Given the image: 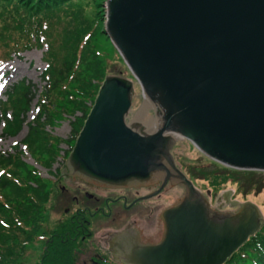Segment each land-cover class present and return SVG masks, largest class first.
Returning <instances> with one entry per match:
<instances>
[{"label":"water","instance_id":"obj_1","mask_svg":"<svg viewBox=\"0 0 264 264\" xmlns=\"http://www.w3.org/2000/svg\"><path fill=\"white\" fill-rule=\"evenodd\" d=\"M104 8L103 31L158 124L150 131L127 120L132 79L106 74L66 170L106 186L182 183L160 214L158 241H134L124 262L221 264L260 227L261 212L247 200L211 208L170 148L185 138L224 166L264 171V0H105Z\"/></svg>","mask_w":264,"mask_h":264},{"label":"trees","instance_id":"obj_2","mask_svg":"<svg viewBox=\"0 0 264 264\" xmlns=\"http://www.w3.org/2000/svg\"><path fill=\"white\" fill-rule=\"evenodd\" d=\"M100 1L102 0H96L95 3ZM0 2L5 4L0 11V63L11 55L32 47L39 49L40 46L45 45L46 50L40 57L45 61V67L40 72V79L44 84L39 98V111L44 113L43 106L46 105L50 93L58 86L62 87L63 83L60 80L64 74H66L65 80L69 76L73 89L71 92L77 98L76 101L72 100V105H76L75 109L81 112L80 116L70 124L72 135L69 138L75 139L93 102L99 82L105 76L104 55L95 51L92 37L95 38V35L101 32L105 42L121 58L103 29L100 30V18L91 23L85 32L83 31L94 14L100 16L101 11V19L103 18V8H100V4L93 8V5L87 1L86 10L90 16L87 15L88 18L81 26L82 34L77 39V34L70 27L64 31L65 36L62 33L65 27L63 15L68 12L67 7L76 0H0ZM8 5L11 7L7 8ZM71 10L72 17L83 14L78 7L73 11L71 6ZM66 22L72 24V19ZM64 38L66 42H70L69 52H66ZM131 79L135 81L132 76ZM24 81L17 82L21 88L17 83H12L5 90L7 99L14 95L12 93L16 87L20 88L17 90L20 92V97L12 101L18 103L15 110L11 108V111L7 112L9 106H4L5 99L0 100V123H3L1 128L4 134H14L20 127L24 119L25 106L36 94V87L28 80ZM64 101L66 105L71 102L66 92ZM37 128L34 126L30 128L27 136L23 138L25 143L36 142V135L44 130L43 125ZM44 152L47 154V159H42L43 163L49 164L58 153L55 138L49 140ZM4 168H7L9 173H11L10 169L22 172L27 181L15 182L0 175V264H77L76 249L72 245L73 239L69 237V231L64 232L68 227L65 225L67 219L65 214L62 217L58 216L51 225L44 226L42 232H38L44 218L45 203L49 198L45 177L39 175L32 166H28L18 152L0 151V169ZM219 171L210 170L208 175L203 177L214 189L224 184L226 179L236 183V188L239 190L255 189V185L259 189L262 186L261 181H264V171L235 169L222 164ZM193 173L198 176L204 174L200 169ZM54 231L57 233L52 234ZM38 236L43 239V245L46 243V247L35 261L24 263L22 255L25 254L26 246ZM46 236L51 237V240L45 242ZM221 264H264V218L260 227Z\"/></svg>","mask_w":264,"mask_h":264},{"label":"rangeland","instance_id":"obj_3","mask_svg":"<svg viewBox=\"0 0 264 264\" xmlns=\"http://www.w3.org/2000/svg\"><path fill=\"white\" fill-rule=\"evenodd\" d=\"M91 3L93 8L98 7L103 8V14L101 19V11L98 14H94L93 18L88 21V25L83 30L84 32L90 27L91 23L99 20L100 18V30L103 29L105 21V0L95 3L96 0H76L71 6L73 11L76 7L80 8L82 13L77 17H72L71 6L67 7V13L63 15V21H65V27L62 29V33L65 36L64 31L67 27L73 29L74 33L78 37L82 34L81 26L85 23V20L90 14L86 10V5ZM5 4L0 2V11L3 9ZM11 5H8L7 8H10ZM85 8V9H84ZM72 19V24L66 22ZM60 28V27H59ZM96 34V33H95ZM94 36V35H93ZM96 38V39H95ZM95 38L92 37V43L95 51L104 55V73L106 74H118L131 78V75L121 58L116 54V52L105 42L101 32L95 35ZM66 52L70 51L69 43L66 42ZM46 50L45 45L40 46L39 49L32 47L31 49L24 50L16 55H11L8 58H5L3 62L0 63V100H4V106H9L7 112L11 111V108L15 110V107L18 106V103L13 100L20 97L21 85L18 84L20 80L30 81L34 87H36V94L30 100V102L25 106L24 119L22 120L20 127L15 131L14 134L7 135L4 134L0 123V151L6 152H18L20 158L25 161L28 166L35 168L39 175L45 177L47 188L49 189V198L45 203L44 208V218H42L40 229L38 232H42L44 226H49L57 218V216L62 212V206L66 205L63 201H60V206L55 203L56 193L59 191L60 187H65L70 190L69 183V174L64 165V160L66 159L71 146L74 143V139L69 138L71 134V122L78 118L81 114L80 110L75 109L76 105H72V100L76 101V95L71 92L72 86L69 80V76L65 80V75L60 80L62 87L55 88L51 93L50 97L43 106V112L40 113L39 98L42 91V86L44 81L40 79V72L45 67V61L41 60L42 52ZM3 59V58H2ZM59 82V83H60ZM101 82V81H100ZM99 82V84H100ZM12 83H17V86L20 85V88H15L13 96L5 98V90ZM26 84V82L24 81ZM73 90V89H72ZM65 92L67 97L70 99L69 105L65 104ZM16 93V94H15ZM145 98V97H144ZM87 101V100H86ZM85 101V102H86ZM145 99L142 100L141 93L138 84L136 81L133 82V94L130 105V112L127 116V120H131L134 117V114L142 108ZM150 104L145 107L144 117L147 120H151L156 115L154 114L152 107L153 104L149 101ZM88 103V102H86ZM21 106V105H20ZM136 111V112H135ZM146 114V115H145ZM37 117V118H36ZM36 118V120H35ZM35 120V121H34ZM141 121H144L142 119ZM43 125L41 133L38 132L36 135V142L25 143L23 138L27 136L32 126L39 127ZM38 129V128H37ZM40 130V129H38ZM35 135V133H33ZM55 138L58 147V153L56 157L49 163H43L42 159H47V154L44 152L46 145H48L49 140ZM48 139V140H47ZM28 142V141H27ZM25 143V144H24ZM171 153L174 155L176 164L181 168L183 172L192 180L195 186L204 194H207L211 206H217L219 200H223L224 193L226 192V197L229 199L230 203H225L222 211H234L237 208V202L241 201H251L258 206L262 213V218H264V181L262 180V186L258 189L255 185V189H246L239 190L236 188V183H233L231 180L226 179L224 184H220V187L213 188L208 183L206 178H203L205 175H208V171L216 169V172H220V163L208 158L198 149H196L189 141L185 138H176L171 147ZM12 168V167H10ZM200 169L203 175H197L193 173L194 171ZM7 168L0 169V175H4L12 181H27L23 176L24 174L20 171L15 172L10 169L11 173L8 172ZM14 171V172H13ZM201 173V174H202ZM69 175V176H68ZM233 177V176H231ZM17 180V181H16ZM258 184V183H257ZM184 192V191H183ZM169 193L173 191L169 190ZM169 193L167 191L163 192L161 198H168ZM174 196L181 194V188L178 186L174 187ZM181 197V195H180ZM179 197V198H180ZM178 198V199H179ZM176 199V200H178ZM219 199V200H218ZM263 221V219H262ZM43 240V239H42ZM41 238L36 237L33 241L30 242L25 248V254L22 255V261L24 263H30L36 260L37 256L43 250V243Z\"/></svg>","mask_w":264,"mask_h":264},{"label":"flooded vegetation","instance_id":"obj_4","mask_svg":"<svg viewBox=\"0 0 264 264\" xmlns=\"http://www.w3.org/2000/svg\"><path fill=\"white\" fill-rule=\"evenodd\" d=\"M69 179L70 190L60 187L54 201L58 206L60 201L66 204L58 216L65 214L67 217L68 230L64 232L69 231V237L73 239L77 264H127L124 257L134 241L144 244L158 241L162 233L161 212L184 193L182 183L170 180L161 186L159 181L137 186H106L77 176H69ZM175 186L181 188V194L176 197L173 194ZM165 191L169 197L161 198ZM226 194L223 200L218 199L216 207L210 205L208 196L210 207L222 211L223 205L230 203ZM48 240L51 237L46 236L45 242Z\"/></svg>","mask_w":264,"mask_h":264},{"label":"bare ground","instance_id":"obj_5","mask_svg":"<svg viewBox=\"0 0 264 264\" xmlns=\"http://www.w3.org/2000/svg\"><path fill=\"white\" fill-rule=\"evenodd\" d=\"M144 99L145 101L142 108L138 111V113L135 111L136 113L134 114L133 120L137 127L146 128L151 131L157 127L158 120L157 117H154L149 121L144 117L145 107L150 104L149 99L146 96ZM142 119H144V121H141Z\"/></svg>","mask_w":264,"mask_h":264}]
</instances>
